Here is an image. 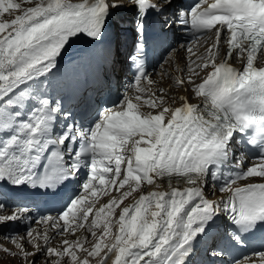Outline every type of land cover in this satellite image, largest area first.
<instances>
[{
	"label": "snow or ice",
	"instance_id": "snow-or-ice-1",
	"mask_svg": "<svg viewBox=\"0 0 264 264\" xmlns=\"http://www.w3.org/2000/svg\"><path fill=\"white\" fill-rule=\"evenodd\" d=\"M170 3L171 0H38L34 6L22 7L12 0H0V13L13 16L0 22V189L4 184L14 188L26 185L54 194L60 185L76 178L83 166L89 169L82 181L83 189L95 197L106 183L119 188L127 184L129 190L120 196L123 200L142 181L153 185L154 178H176L174 184L169 183L168 191H149L122 209L119 234L104 254L114 255L113 264H191L198 239L208 233L222 213L230 221L228 236L236 245H243L245 236L264 230V183L236 186V181L243 178H264V152L259 164L246 170L243 154L235 156V172L219 187L224 195L219 200L205 195L209 179L215 183L219 178V166L234 158V146L258 144L264 149V67L253 66L258 47L264 50V0H215L203 10L196 3L188 11L177 10L174 20L164 18L160 25L162 33L166 26L175 23L196 37L218 24L215 43L209 48L216 50L213 58L219 54L221 29L226 26L230 32L226 37L228 55L212 64L214 70L203 82L196 83L191 75L187 80H176L178 86L190 87L202 97L203 107L188 103L187 97H180L179 107H164L168 101L162 95L144 101L149 108L160 109L153 115L151 111L141 113L140 106L125 96L126 110L98 108L95 118L82 115L77 119L65 109L62 97L52 95L61 85L51 78L72 37L83 34L99 43L111 27L115 47L110 40L102 58L103 70L94 75V87L102 89L110 74L121 71L117 67L121 63V37L128 29L125 18L113 16L121 9L133 11L135 51L126 59L136 68L135 86L146 94L155 83L149 79L144 63L148 20L153 12L163 13ZM233 49L244 54L246 63L242 70L227 63ZM142 81L146 83L139 87ZM135 98L140 100L139 95ZM58 117L64 121L59 132ZM102 127L103 131H99ZM136 135L140 140L148 137V146L131 149L135 166L129 156L122 174L125 158L118 149ZM140 140H135L134 145H139ZM106 177L110 179L106 181ZM182 183L187 186L181 189ZM87 201V192L72 198L59 217L63 225L52 216L41 217L37 223L50 221L62 234L70 230L71 218L75 222L71 231H75L84 226L83 221L93 210ZM109 204L116 205L117 200L110 198ZM5 206L0 202V210ZM106 208L104 205L96 216ZM113 211L109 208L105 215L110 216ZM27 212V208H18L11 215H0V227ZM96 224L93 219L91 225ZM108 231L105 223L104 233ZM9 239L16 250L0 247V252L19 258L21 264H89L87 257L99 256L101 250L100 243L91 251L84 249L87 255L81 261L76 252L81 247L79 240H64L59 248L52 247L51 237L42 233L34 236L31 228L26 236L13 235ZM226 254L227 249L215 242L206 250L210 260ZM256 255L264 264V251ZM99 264H107V259L101 258ZM231 264L257 261L254 257L234 258Z\"/></svg>",
	"mask_w": 264,
	"mask_h": 264
},
{
	"label": "bare ground",
	"instance_id": "bare-ground-1",
	"mask_svg": "<svg viewBox=\"0 0 264 264\" xmlns=\"http://www.w3.org/2000/svg\"><path fill=\"white\" fill-rule=\"evenodd\" d=\"M81 1L82 0H73L74 3L81 2ZM207 1H209V0H206V2ZM12 3L15 4L16 3L15 0H12ZM13 13L16 14V12H13ZM113 16H120V17L125 18V26L126 27L129 26V23H130L129 19H130V16H131L130 9H121L118 12H114ZM12 18H13V16H10V18L8 20H10ZM127 29H128V31L123 35V37L126 36L129 33V28H127ZM172 32H173V38L169 42V46L171 47V51L167 55V59H165L166 60L165 66H168L169 69L172 68V67H175L176 70L174 71V74H173V76H175V78L174 79H170V78L161 79L157 75L158 70L156 69L152 73V74H155V75L151 74L152 76L150 77V79L152 81H154L155 83L152 84L149 89H147L148 97H149V99H151L152 95H154L155 93L157 94L156 89L162 88V89H165L166 91L165 92H161L159 94V96L163 95L164 99L168 101V104H165L164 107H172V108L179 107L180 104H181L180 97H187L188 103L196 104V105H199L200 107H203L202 97L196 96L191 91L190 87L182 88V87L178 86L176 84V80H178V79L179 80H187L189 75H191L192 78L196 81V83L203 82V80L210 73V71L212 69V64L213 63L218 64L222 60V54H223V49L224 48H223V46H221L219 44L218 45L219 54L215 55V57L213 58V53L216 50L212 49V51H209V48H210V45L212 43H215L214 31L210 32L209 34H207L206 36L201 38L199 41H197L196 44H195L196 48H192L190 50H189V48H190L191 44L186 47L188 49H185V48L181 47L184 44V42L178 37V33L179 32L175 29V27L172 30ZM123 37H122V42L124 43L127 40V38H123ZM85 41L86 40H85V37L83 36V34H81L79 37L70 38V42L66 46V50H64V52L62 54V57H67V58L71 57L72 53L74 55H77V56L78 55L82 56L83 53L79 49H80L81 46H83L82 44H84ZM219 42L223 43V41L221 40V37H220V41ZM185 55H186V57H185ZM122 57L123 56L119 57L120 61H121ZM235 58L238 59V62H237L236 65L237 66L241 65L243 55L239 53V54L235 55ZM257 63H258L259 66H263L264 65V53H261V55L258 58V62ZM72 64H74V62H72ZM119 65H122V61H121V63ZM197 65H201V67L198 68ZM189 66H190L192 71H190ZM183 71L185 73L184 75H183ZM178 74L181 75V78L178 77L179 76ZM197 74H198V78H197ZM135 85H136V83H135ZM140 86H142V85H140ZM137 89H138V86H137ZM128 93L131 94V91L129 90V92H126L125 95H127ZM169 96H171V97H169ZM134 98H135V94H133V96L129 97V99H131L135 104H138V106H141L140 109H142L144 102L136 103V100ZM140 99H141V97H140ZM144 109H145V107H144ZM123 110H126V107ZM123 110H120L119 106H117V107L112 108L111 111H123ZM159 110H160L159 108L156 109L155 111L153 110L152 114L153 115L157 114L159 112ZM167 118L168 117L165 118V121H164L165 123L167 121ZM99 131H103V127ZM136 137H137L138 140H140L139 135H136ZM148 139L149 138L145 136L143 140H140L139 147H147L148 146V144H147V140ZM134 146H136V145L133 144V148H134ZM234 148L237 149V150H234V152H238L239 153V155L237 157H240L242 154L244 156L245 163L243 164V168L247 169V167L256 166V165L259 164L260 161H256V160L252 159L251 156H248L246 154V152H244V148H243L242 145L241 146H234ZM240 149H242V151ZM238 153H236V154H238ZM247 163H248V165L246 167H244V165L247 164ZM234 165L235 164L231 163V161H230V163L228 162V163L225 164L224 175L222 176L220 181H216L215 183H213L212 180L210 179V181L212 182V184L211 183L210 184L212 186L210 184L209 185L212 187L211 191L214 194L212 196H209L210 193L207 195V190L205 189V195L208 198L219 200L224 195L223 193L216 192L214 189L219 188L224 183V181L228 178L227 175L229 176V175H231V174H233L235 172ZM251 178L252 177H247V178H244L243 180H237L236 181V186L244 187L245 183L247 181H249ZM175 180H176V178L173 177V179L171 181H169L167 176L164 177V178H154V184L153 185H149L147 183V181H142L143 183H145L147 188H146L145 192L143 191V193L141 195H146L149 191H157V190L168 191L169 190V188H168L169 183H173L174 184ZM5 185L11 186L9 184H4L3 186H5ZM3 186H2V189H0V190L3 191V193H5V189H4ZM186 186H187L186 184L182 183L180 185V188L182 189L183 187H186ZM18 189L23 194L26 193V190H24L22 188V186L19 187ZM0 202H3L6 205L4 207V209L0 210V215H9V209H10V206H11L12 203L10 201H3L2 199H0ZM34 202H35V204L39 203V205L36 206V208L39 210V212H42V213L47 212L49 214L56 213V211L50 212V211L44 210L42 208V206H41V202L38 199L35 200ZM98 209H100V208H98ZM66 210H67V208H66ZM121 211H122V209L119 212H121ZM60 215H62V214H60ZM60 215H52V217H57L58 224L59 225H63L64 221L59 219ZM224 215L225 214L222 213L218 218H216V220L213 222L212 225L213 226H219V227L221 226V229H223V232L226 233L223 236L229 237L228 236V222L225 220ZM26 217H28V218H26ZM36 217L39 218V215H37L35 213V209H31V210L28 209V212L26 214H24L20 219L17 220V223L19 225L18 229H17V226L15 227V225H14L15 228L14 227L10 228V225L12 223H15L16 221L8 222L7 224H10L9 226L6 224V225L0 227V234L2 235L1 237L4 240V242L8 241L10 243L9 237L13 236V235H15V236L19 235L20 233H22V236H26L25 233L27 232V230L29 228H31L33 230V233H36V234L39 233V232H37V230L39 228H41V227H38V225H35V227L31 226V222L32 221L33 222H37V221L34 220ZM221 218L223 220H220ZM20 220L21 221L22 220L25 221L24 225L20 224ZM116 221H117V223H116L117 224L116 231L118 232L119 219L116 220ZM36 224H43L45 226L44 229L48 232V234H50L49 237L51 235L55 236V237H57V235H60V234H58L56 232V229L52 227L50 221H41V222L36 223ZM73 224H74V221L69 219L68 225L71 226ZM1 237H0V241H1ZM51 241H52V239L50 240V242ZM216 241H217V236H212V234H210V233H207L205 236L200 237L198 239L197 243H196V253L191 258V263H193V264H201L202 260L205 259V255H206L205 252H201L199 255H197V248H198V246L201 243L204 242L205 244L208 243V245H209L212 242L217 243ZM54 242H59V239L57 241V238L56 239L53 238V246L57 247L56 245H54ZM40 243L43 244V240H41ZM112 243H115V240ZM228 244H229V242L227 244H225V245L223 243L219 244L220 246L225 247L227 249V254H226V256H224L226 258V260L232 261L234 258L235 259H243L244 257H254L255 260L257 261V264H260L258 255H256V256L255 255L254 256H249V255H245V254L239 255L236 252L231 251L228 248ZM28 247H29V250L31 251L32 250L31 246H28ZM204 250H205V248H204ZM110 257H111V259H108L107 264H113V260H114L115 257H114L113 254H111ZM205 260H206L205 264H211V263L212 264H219L216 260H214V262H211V263L209 262V260L207 258ZM219 260H221L220 263L223 264L222 259L219 258Z\"/></svg>",
	"mask_w": 264,
	"mask_h": 264
},
{
	"label": "rangeland",
	"instance_id": "rangeland-1",
	"mask_svg": "<svg viewBox=\"0 0 264 264\" xmlns=\"http://www.w3.org/2000/svg\"><path fill=\"white\" fill-rule=\"evenodd\" d=\"M15 2L16 3H20L22 5V7H31V6H34L35 3L38 2V0H15ZM12 11L16 12L15 9H13ZM9 18H10V16H9L8 13H3V14L0 13V22H2L3 20H8ZM165 63H166V60H165V54H164L163 57L161 58V63H160V67H159V69H162V70L161 71L158 70L157 75L161 79H167V78L174 79L175 76H173V74H174V71L176 70L175 67H172V68L169 69L168 66H165ZM169 73H171V76L169 75ZM184 74L185 73L183 71V75ZM152 75H155V74H152ZM178 75H179L178 77L181 78V75L180 74H178ZM142 86H140V87H142ZM160 89H162V88H160ZM160 89H156L157 94L155 93L154 94L155 96L154 95L151 96L152 100H156L157 97H160L159 96V94L161 93L159 91ZM136 91H134V92H136ZM137 95H139L141 97V99L137 102V100L135 98L136 103H142L145 100L149 99L147 90H146V94H141L140 92H137V93H135V96H137ZM126 96L131 97L132 95L128 93ZM169 97H171V96H169ZM122 104L124 106V100H122ZM144 107H145V109H144ZM155 108L158 109V107H154V108H150L149 109V105L143 103V107H142V109H140V112H142V113L145 112V111L153 112V110L154 111L156 110ZM134 141H135V136L131 137L126 142L124 147L122 149H118V151L122 150L123 153L126 152V153L129 154V156H131V151L130 150L132 149V144H133ZM236 153H238V152H234V156L237 157L239 153L238 154H236ZM126 162H127V157L125 158L124 162L121 165V171L124 169V165L126 164ZM233 162H236L235 157L233 158ZM120 178L121 177H117L116 179L119 180ZM211 189H212V187H210V186L206 189L207 190V195L210 193L209 196H212L214 194L211 191ZM127 190H129L128 189V185L125 184L123 188H119L118 185H113L110 188V190H109L111 192L109 194H108L107 191L103 192V195L95 203V207H94L93 213L91 214V215H94L93 219L97 220V224L95 226L91 225V221L93 219L91 221H89L88 223H86L87 221H83V225L84 226L83 227H76L75 231H71V226H72L71 225V226H69V229H70L69 231H65L62 234L57 235V237L51 235L50 237H51L52 241L50 242L49 246L54 247L53 246V238H55V239L57 238V241L59 239V242H54V245H56L57 248H59L61 246V244L63 243L64 240H68V241L79 240L80 243H81V247L79 249H76V252H77L78 258L81 261H83L86 258V255H87L84 252V249H88V251H91L96 243H100L101 244L100 255L99 256H94V257H87V259L89 261V264H99L101 258L107 259V261H108V256H111L112 253H108V256H105L104 254L107 252L108 246L111 245V243L115 240V236L118 234L117 231H116V226H117L116 220H117L119 211L121 209H123V206L127 202H129L133 197H135V195L136 196H138V195L140 196L143 193V191L145 192L146 188H145V185L143 184L142 191H141V189L138 191V188H136L135 191L131 192L130 195L124 197L123 200H120L121 194L124 191H127ZM110 198H115L117 200V204L116 205L109 204V199ZM103 205H107L108 208L104 209V211L101 212V215L99 217H97L96 216V212L100 211V209L103 207ZM30 207H32L31 203L29 204L28 208H30ZM98 208H100V209H98ZM109 208L110 209H114V211H113L112 215L106 216L105 212H107ZM70 220H72V219L70 218ZM21 223H23V221ZM36 223L37 222H33L32 221L31 222V226L35 227V225H38V227H41V228H39L37 230V232L42 233V234H48V232L44 229L45 226L43 224H36ZM105 223H107L108 226H109V231L106 234L104 233V225H105ZM7 225L9 226L10 224H7ZM14 225H15V227L17 226V229L19 228L17 220L14 223ZM73 225L75 226V222H74ZM93 233H95V234H93ZM33 235L35 236L36 233H33ZM49 235L50 234H48V236ZM1 236L2 235L0 234V237ZM16 236H22V233H20L19 235H16ZM222 239L223 238H221V236H220L219 240H218L219 244L222 243V241H224ZM0 247H8V248H13L14 251L16 250L14 248L13 244L11 243V241H10V243L8 241L4 242L2 237H1V241H0ZM204 248H205V250H204ZM207 248H208L207 246H204L202 244V246L200 248L198 247V254H200L202 251L206 253ZM205 256H207V255H205ZM207 259L209 260L210 263L214 262V260H215V259L210 260L208 257H207ZM205 261L206 260L203 259L201 264H205ZM222 261H223V264H231V262H232V261L226 260L225 257H224V259H222ZM0 264H21V262H20L19 258L9 257L6 253L0 252Z\"/></svg>",
	"mask_w": 264,
	"mask_h": 264
}]
</instances>
